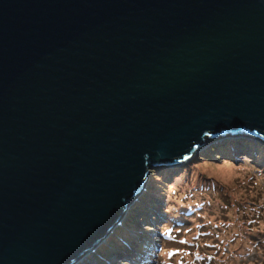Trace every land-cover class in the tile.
Instances as JSON below:
<instances>
[{
    "label": "water",
    "instance_id": "water-1",
    "mask_svg": "<svg viewBox=\"0 0 264 264\" xmlns=\"http://www.w3.org/2000/svg\"><path fill=\"white\" fill-rule=\"evenodd\" d=\"M234 133L264 137V0H0V264H73Z\"/></svg>",
    "mask_w": 264,
    "mask_h": 264
},
{
    "label": "rangeland",
    "instance_id": "rangeland-1",
    "mask_svg": "<svg viewBox=\"0 0 264 264\" xmlns=\"http://www.w3.org/2000/svg\"><path fill=\"white\" fill-rule=\"evenodd\" d=\"M229 136L208 145L189 163L150 168L146 191L126 207L128 215L112 234L117 233L122 251L134 246L138 252L126 257L116 253L117 262H108V243L102 244V256L92 254L97 264H264V142ZM218 147L228 149L230 156ZM182 198H187L184 206ZM170 219H175L173 241L163 234L173 223ZM121 235L128 237L127 244ZM94 256L75 264H87Z\"/></svg>",
    "mask_w": 264,
    "mask_h": 264
},
{
    "label": "clouds",
    "instance_id": "clouds-1",
    "mask_svg": "<svg viewBox=\"0 0 264 264\" xmlns=\"http://www.w3.org/2000/svg\"><path fill=\"white\" fill-rule=\"evenodd\" d=\"M235 135H237V136H229V135H226V136H229V137H234V138H236V139H243L244 141H248V140H252V141H255L256 143L258 142V141H260V139L262 140V142H264V137H261V136H259V138H258V136H257V139L255 140V138H251V137H247V136H245L244 134L245 133H234ZM234 134H232V135H234ZM231 135V134H230ZM255 136V135H254ZM223 138V137H222ZM217 139H219V140H221V137L220 138H217ZM216 139V142H218L219 140H217ZM261 142V141H260ZM212 143H214V142H212ZM212 143H211V145H212ZM208 146V145H207ZM234 149H236V150H238L239 148H234ZM204 150V149H203ZM202 151V150H201ZM200 151V152H201ZM199 153V152H198ZM198 153H196V154H198ZM240 153V152H239ZM195 154V155H196ZM195 155H193V157L195 156ZM193 157L191 158V160L190 161H192V159H193ZM189 163V162H188ZM158 166L159 165H157L156 166V168H158ZM155 168V167H154ZM147 180H148V178L146 179V181H145V183L142 185V187H141V189H140V191H139V194L138 195H136V197L128 204V205H126V207L128 208L129 206H131V204H133L135 201H137L140 197H141V195L144 193V191H146V182H147ZM126 207H125V209H124V211L122 212V215L120 216V218L118 219V221L116 222V224L114 225V226H111V230L108 232V234L106 235V237H104L98 244H97V246L95 247V248H93L92 250H90V251H88V252H86L87 253V255L85 256V255H83V256H81L80 258H78L73 264H75V263H77L78 262V260L79 259H85V258H87V257H89V256H94V255H92V254H94L96 251L98 252V256H102V254L101 253H99L100 252V249H99V246L100 245H102V244H107L108 243V240L110 239V237L112 236V234L114 233V230L115 229H117L118 227H119V222H121L122 220H123V218L124 217H126L128 214H126L125 215V213H126V211H127V209H126ZM162 210V209H161ZM125 212V213H124ZM168 213V212H167ZM125 215V216H124ZM122 217V218H121ZM137 237H139V236H137ZM166 237V236H165ZM167 238V237H166ZM122 241H123V243H126L125 242V240H123L122 239ZM127 244V243H126ZM132 246V245H131ZM120 247L121 246H117V248L116 249H113L112 250V252L111 253H108V252H104V253H107L108 255H109V258H115L116 257V253H120L121 255H124V257H126V256H128L127 254H129V253H127V252H130V254H132V251L133 252H138L137 250H135V247L133 246V248H134V250H133V248H131L130 246H129V251L128 250H125V251H122L121 249H120ZM93 251H95L94 253H93ZM95 254H97V253H95ZM135 254V253H134ZM108 255H106V257L108 256ZM93 259H94V262L97 264V263H99L98 261H97V258L94 256V258H89L88 260H87V264H92V261H93ZM106 260H108V259H106ZM149 264V263H148Z\"/></svg>",
    "mask_w": 264,
    "mask_h": 264
},
{
    "label": "trees",
    "instance_id": "trees-1",
    "mask_svg": "<svg viewBox=\"0 0 264 264\" xmlns=\"http://www.w3.org/2000/svg\"><path fill=\"white\" fill-rule=\"evenodd\" d=\"M245 136H247V137H251V138H255V136L253 135V134H247V133H245L244 134ZM217 139V138H216ZM216 139H213L212 141H215ZM212 141H210L209 143H207L206 144V146L207 145H210L211 143H212ZM220 146V145H219ZM218 148H220L221 149V153L223 154V155H226V156H230V154H228V152H229V150L228 149H226V148H222V147H218ZM213 151L211 150V153H212ZM231 152V151H230ZM174 172V171H173ZM173 172H171L172 174H173ZM146 188H147V185H146ZM185 199H187V198H182V202H183V206L186 204V201H184ZM195 203H197V201L195 202ZM195 206V205H194ZM190 207V205H188L186 208H189ZM196 210L195 211H198L197 212V214L199 215V213L201 212V211H199V209L198 208H195ZM194 211V212H195ZM202 213V212H201ZM167 215L171 218L172 217V215H170L169 213H167ZM190 219H191V215H190ZM169 221H171V222H173L172 224H169V226L165 229V231L163 232V234L168 238V240H171V241H173V239L175 240V238H172L171 236H170V234H171V227H172V225L173 226H175L174 225V222H175V219H170ZM191 221H193V219H191ZM181 224V223H180ZM127 229L129 228V224H128V226L126 227ZM123 234H125V233H123ZM129 234V236H130V234L131 233H128ZM116 235H117V233H115L114 234V236H112V237H110V239L108 240V246L106 247V251L108 252V253H111L112 252V250L113 249H116L117 248V246H120L121 245V243H120V245H119V243H118V241H117V238H116ZM121 238L123 239V240H125V239H127L128 237L127 236H123V235H121ZM179 242H183L182 241V237H181V239L179 240ZM137 245H141L139 242H137ZM141 246H139V248H140ZM100 251H102L103 252V249H100ZM101 252V253H102ZM96 255V254H95ZM169 255H170V253H169ZM196 256H201L202 257V254H196L195 255V257ZM170 257H172V256H169V258ZM178 261H180V263L182 264V260H178ZM165 264H174V263H167V260L165 261Z\"/></svg>",
    "mask_w": 264,
    "mask_h": 264
},
{
    "label": "bare ground",
    "instance_id": "bare-ground-1",
    "mask_svg": "<svg viewBox=\"0 0 264 264\" xmlns=\"http://www.w3.org/2000/svg\"><path fill=\"white\" fill-rule=\"evenodd\" d=\"M225 137H227V136H225ZM256 139H257V136L255 135V140H256ZM217 140H219V139H217ZM212 142H216V140H215V141H212ZM240 153H241V152H240ZM243 153H244V152H243ZM131 197H132V196H131ZM129 199H131V198H129ZM121 212H122V210H121ZM121 212H120V213H121ZM119 215L121 216L122 213L119 214ZM119 215H118V216H119ZM120 216H119V217H120ZM114 221H115V220H114ZM114 221H113V222H114ZM111 224H112V223H111ZM111 224H110V225H111ZM130 228H131V227H130ZM87 258H88V257H87ZM113 258H114V257H113ZM114 260H115V259H114Z\"/></svg>",
    "mask_w": 264,
    "mask_h": 264
}]
</instances>
